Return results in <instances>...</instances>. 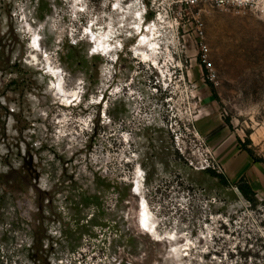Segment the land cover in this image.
<instances>
[{
  "label": "rangeland",
  "instance_id": "rangeland-1",
  "mask_svg": "<svg viewBox=\"0 0 264 264\" xmlns=\"http://www.w3.org/2000/svg\"><path fill=\"white\" fill-rule=\"evenodd\" d=\"M0 264H264V0H0Z\"/></svg>",
  "mask_w": 264,
  "mask_h": 264
},
{
  "label": "built area",
  "instance_id": "built-area-1",
  "mask_svg": "<svg viewBox=\"0 0 264 264\" xmlns=\"http://www.w3.org/2000/svg\"><path fill=\"white\" fill-rule=\"evenodd\" d=\"M181 5V9H191L199 6L201 3H211L220 8L228 7L231 3V0H178ZM235 3V2H233ZM196 27H197V35L201 39L200 40V61L204 65V67L211 73L213 71L212 63L209 59L210 51L207 44L204 42V24L201 19H196ZM210 77L214 79L216 76L211 75Z\"/></svg>",
  "mask_w": 264,
  "mask_h": 264
},
{
  "label": "trees",
  "instance_id": "trees-1",
  "mask_svg": "<svg viewBox=\"0 0 264 264\" xmlns=\"http://www.w3.org/2000/svg\"><path fill=\"white\" fill-rule=\"evenodd\" d=\"M249 153L251 154V151H249ZM242 182L243 183H241V185L239 186V191L248 200H252L251 199V195H253V191H252L251 187H249V184L248 183H246V182L244 183V181H242Z\"/></svg>",
  "mask_w": 264,
  "mask_h": 264
},
{
  "label": "bare ground",
  "instance_id": "bare-ground-1",
  "mask_svg": "<svg viewBox=\"0 0 264 264\" xmlns=\"http://www.w3.org/2000/svg\"><path fill=\"white\" fill-rule=\"evenodd\" d=\"M144 58L147 60V57H146V54H144ZM60 91H62L61 89H60ZM139 172V171H138ZM139 174V173H138ZM139 176V175H138ZM144 212H145V214H144V216H143V223H144V225L145 226H148L149 225V222H150V215H149V211H148V209L147 208H144Z\"/></svg>",
  "mask_w": 264,
  "mask_h": 264
},
{
  "label": "flooded vegetation",
  "instance_id": "flooded-vegetation-1",
  "mask_svg": "<svg viewBox=\"0 0 264 264\" xmlns=\"http://www.w3.org/2000/svg\"><path fill=\"white\" fill-rule=\"evenodd\" d=\"M143 211H144V208H143ZM144 216V215H143ZM143 216H142V222H143ZM143 225H144V223H143Z\"/></svg>",
  "mask_w": 264,
  "mask_h": 264
}]
</instances>
